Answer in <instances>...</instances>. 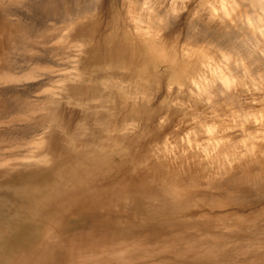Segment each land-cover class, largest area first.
<instances>
[{
  "label": "rangeland",
  "instance_id": "rangeland-1",
  "mask_svg": "<svg viewBox=\"0 0 264 264\" xmlns=\"http://www.w3.org/2000/svg\"><path fill=\"white\" fill-rule=\"evenodd\" d=\"M22 35L31 37L30 50L14 47ZM38 69L31 79L5 81ZM48 69L52 81L41 84L40 71ZM18 83L25 89L42 85L32 93L41 98L25 96ZM6 106L14 113L3 119L1 131L33 123L44 142L35 158H8L0 172L50 168L44 213L81 230L74 241L82 248L88 241L81 234L89 233V242L101 248L116 225L132 234L130 223L134 245L143 236L150 241L176 233L172 246L183 250L195 231L210 246L218 241L222 253L240 250L190 264H264L263 192L252 193L242 208L210 209L197 203L194 186L172 192L158 185L181 173L179 165L212 184L223 182L234 163L264 149V0H0V109ZM11 143L0 140L7 151L15 150ZM87 150L83 158L64 160V154ZM57 158L63 159L58 166ZM206 191V199H222ZM166 199L173 208L157 204ZM222 210L229 216L215 219ZM163 223L169 224L164 232L153 226ZM48 230L57 247L63 238L70 242L71 230L62 223ZM32 243L12 246L14 264L40 263L41 244ZM64 248L51 264H66ZM101 250L95 255L108 259ZM145 250L134 246L131 264H176L173 256Z\"/></svg>",
  "mask_w": 264,
  "mask_h": 264
},
{
  "label": "bare ground",
  "instance_id": "bare-ground-1",
  "mask_svg": "<svg viewBox=\"0 0 264 264\" xmlns=\"http://www.w3.org/2000/svg\"><path fill=\"white\" fill-rule=\"evenodd\" d=\"M56 3H57V1H56ZM84 5H86V4L84 3ZM66 7H68V6H66ZM40 8H42V7H40ZM50 8L53 9L56 7H50ZM87 9H88V7H87ZM89 9H90V7H89ZM77 10H79V9H77ZM53 11L56 13L55 10H53ZM58 12H59V10H58ZM32 13H33V11H32ZM74 15H75V12H74ZM49 19H47V20L49 21ZM63 20H66V19H63ZM53 21L55 22V20H53ZM56 23L57 22H55L54 25H56ZM41 24H43V23H41ZM41 24H39V25L41 26ZM50 25H51V27H48V28L54 27L53 24H50ZM36 26H38V24L36 25V23H35V27ZM47 26H49V24ZM47 26L45 25L44 27H47ZM41 28H42V26H41ZM152 28L153 27H151V29ZM40 31L42 32V30H40ZM40 31H36V32H40ZM36 32H35V35H36ZM43 32H46V30ZM39 35H41V34H39ZM30 38L31 37L30 36L28 37V35L27 36L25 35L24 37L22 35L21 37H18L17 40L15 39L14 45H16V46H14V47L19 48V49H24L25 51L30 50L31 45H32L30 43L31 42ZM12 44H13V42H12ZM47 52H48V50H47ZM12 53H14V52L12 51ZM48 53H50V52H48ZM242 57H244V56H242ZM21 59H23V58H21ZM42 59H43V57H42ZM17 61H21V60H17ZM41 62H42V60H41ZM43 63H47V62H43ZM48 63H49V61H48ZM52 65L50 64V66H52ZM42 70H44V68H42ZM53 70H55V69H53ZM36 71L38 72L39 69L38 70H32L28 74H25L23 76H19L18 73H15L14 75H10L9 78H7V80H5V81L13 82V81H19V80L24 81V79H31L33 77H36ZM51 71H52V69L50 70V72ZM40 72H43V73L40 74ZM40 72H39V74L42 75V77L40 75H37V76H39L38 78L41 77L43 79V82H44V81L50 80L51 73H53L54 71L50 73L49 69H48V71L46 73H44V71H40ZM219 77H220V75H219ZM227 78L228 77H226L224 75H221V77H220V79L224 80V82L229 81ZM44 79H46V80H44ZM50 81H52V79ZM28 82H26V83H28ZM45 83L48 84L47 82H44L41 84H45ZM24 86H25V83H21V84H19V86L15 87V88L18 89L19 91L25 90V93H26V90H29V91H27V94H25L24 92H21L25 96H27V95H29L30 97L34 96L37 98V100H39L38 98H41V97H37L36 94L33 95L32 93H35L38 90L37 86L40 87L42 85L32 84V85L27 86L26 87L27 89H25ZM18 87H22V88H18ZM15 88L12 87V89H15ZM15 97H18V96H15ZM21 99H23V98H21ZM31 101H33V100H31ZM9 107L6 106V109L5 108L3 110L0 109V125L3 123L4 118H8L11 114L14 113V111H11L9 109ZM6 129H7V127L5 128V131L0 130V140L11 139L14 143H11L10 147L14 148L15 150L7 151L4 146H0V156H2V158L0 159V164H4L3 162H7L8 158H11L13 160H18V159L31 160V159L36 157V149H38L40 147V145L44 142L39 137L40 131L36 125H33V123H31V124L27 123L25 126L21 125L19 127H14L13 129H15V131L12 132L11 134H9L8 131L13 130V129H9V130L8 129L6 130ZM249 136H250L249 138H247L246 136L245 137H246V139L251 140L252 137H251V135H249ZM242 140H243V138H242ZM246 141H249V140H246ZM253 142H252V144H253ZM244 143H245V141H244ZM232 144H235V143H232ZM231 149H232V147H231ZM261 151L264 152V149H262ZM89 152H90V150H87V151H85L84 154L80 153L77 156H69V155L64 154V160L67 163L73 157L83 158L85 155L89 154ZM247 152H248V150H246L244 152V154ZM262 152L260 153V155H258L257 153L253 154L251 159H249L248 156H245L244 160L239 161L237 163H234V165L232 166V168L234 170L232 169V172L230 171L228 173L231 175L230 176L228 175L229 177L226 180H225V178H223L224 179L223 182H215L212 184V182L209 181L210 179L205 180L203 178V176L201 175V173L198 174V172L193 170V168L190 167V169H189L188 166L179 165L177 167H178L179 171H181V173L172 172L171 178H169V179L163 178L162 179L163 180L162 185H160V184H158V185H159V187L161 186V189L165 188L166 190H172V192L174 190L181 189L184 186L185 187L194 186V187H196V191H197L196 192L197 193L196 199L198 201L197 203H200L201 205L206 206L210 209L225 208L229 205L236 206L238 208H242V205L244 206V204L248 202L247 200H249L252 193L254 194V195H252L253 197L257 193L258 194L260 192L264 193V158H263L264 154ZM261 158H263V159H261ZM62 161H63V159L59 160L57 158L55 162L58 166V165H60V162H62ZM11 163H14V162H10L8 164H11ZM49 172H50V168H48V169L44 168L42 171H39V172L34 173V174H28V173L24 174L21 172L19 174H14L12 176H4L3 172H0V197H2V199H0V264H14L13 263V254L10 252V249H12V246L17 244V245L25 248L28 245L33 244L32 242H40V244H41V246L39 245V254L42 255L41 256L42 260L40 261L39 264H51L54 260H57L59 254L62 253V251L65 249L64 248L65 245H66V250H67V255H66V259H65V260H67L66 264H104L105 262H107V261L110 262L111 260H112L113 264H131L132 259L130 257L131 254L129 255V253L132 251V255H134V246H136V247L143 246V247H146V249H149L147 251L145 250L147 255H152L155 252L159 251V252H162L163 256H165V255L166 256H173V257H175L176 264H190L191 262H203V261H207V260H212L214 257H218L219 255L222 256L223 254L228 255V256H226L227 258L234 256L236 254H239L240 250L238 249V247L231 248V249L227 250L226 252L222 253L221 251H223V250H220V246L218 247L219 250L216 249L218 241H217L216 245L210 246V244L208 242H206L205 240H202L200 238H196L195 237V235H196L195 231H193V235H194V236L192 235L193 239H190V241H189L191 244V247L189 246L183 250L181 248H178L177 250H175V248L172 246L174 244V240H177L178 239L177 237H179L176 233L173 234L171 239L168 238L169 234L167 236H165L162 233L164 236L159 235L160 237L157 236V238L155 240L150 239V241L145 236H143L139 239L140 242H138L134 245V229L130 223H128L126 225V228L128 230L132 231L131 232L132 234H129V233L127 235L122 234L121 230H123V229L120 228L119 225H116V229H119V230L116 231L115 234H112V236L105 235V237L103 238V244L101 245V248H98L95 243L93 244V242H89V238H88V237H90L89 233H88V235H86L85 233L81 234V236L85 237V241H88V242H86L87 243L86 247L82 248V246H81L83 244L82 241H78V242L74 241L75 239H77V235L80 234L81 230H78L75 227L71 228L73 226L68 225L65 220L62 222L61 220L55 219L56 217H51V216L46 215V213H44L46 210L45 192L49 188V183H50V178L48 176ZM174 175H177L178 179H175L173 177ZM206 189L213 190L212 196L215 195L214 193H218V195L220 197H222L223 200L222 199L215 200V199H213V197H211V198L208 197V199H206L207 192H209V191H206ZM155 190H157V189L153 188V191H155ZM220 190H222V192H219ZM137 193H142V192H137ZM20 194H22V195H20ZM154 199H155V197L153 195L151 200H154ZM168 202L171 203L169 200L166 199V201H163V202L158 201L157 204L163 205L162 207H164L165 209L173 208L174 206L169 204ZM201 216H203V215H201ZM228 216H229V212H225L224 210H222L220 212V215H214V218L215 219H218V218L223 219V218H226ZM206 217H208V218L213 217V215L203 216V218H206ZM255 218H256V215H255ZM261 222H262L261 226H264V218L262 219ZM61 223H62L63 227L69 228V230H71L70 232H68V238L70 239V242L67 241V238H63V240H61L62 244L59 247H57L56 241L54 240L53 235H52L53 232L51 230H48V229H50L52 227L59 229ZM204 223L207 224V221H204ZM115 224H117V223L115 222ZM167 225H169V224H167V223H163L161 225H158V224L154 225L153 224V226L155 228L159 229L161 232L165 231V226H167ZM170 228L172 229V225H170ZM148 229L150 231H152L151 230L152 226L149 225ZM209 236H210V238H212V237L218 238L217 236L212 235V234ZM41 237H42V240H41ZM152 238H155V237H152ZM171 240L173 242H171ZM153 245L155 247H151ZM149 246H150V248H149ZM246 246H249V245H246ZM95 249L96 250L102 249L101 251L103 253H106V256L108 259L104 258V259H106V260H104L100 256L95 255V252H94ZM169 249L173 250L174 253H170ZM177 257H180L181 259H178ZM18 264H24V261L20 260V261H18Z\"/></svg>",
  "mask_w": 264,
  "mask_h": 264
}]
</instances>
